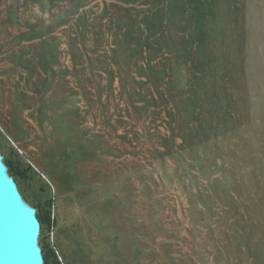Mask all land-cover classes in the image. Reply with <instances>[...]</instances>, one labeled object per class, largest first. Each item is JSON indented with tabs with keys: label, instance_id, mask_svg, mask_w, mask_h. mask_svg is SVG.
I'll use <instances>...</instances> for the list:
<instances>
[{
	"label": "rangeland",
	"instance_id": "1",
	"mask_svg": "<svg viewBox=\"0 0 264 264\" xmlns=\"http://www.w3.org/2000/svg\"><path fill=\"white\" fill-rule=\"evenodd\" d=\"M0 156L40 264H264V0H0Z\"/></svg>",
	"mask_w": 264,
	"mask_h": 264
},
{
	"label": "water",
	"instance_id": "2",
	"mask_svg": "<svg viewBox=\"0 0 264 264\" xmlns=\"http://www.w3.org/2000/svg\"><path fill=\"white\" fill-rule=\"evenodd\" d=\"M1 177L0 174V264H40V224Z\"/></svg>",
	"mask_w": 264,
	"mask_h": 264
},
{
	"label": "trees",
	"instance_id": "3",
	"mask_svg": "<svg viewBox=\"0 0 264 264\" xmlns=\"http://www.w3.org/2000/svg\"><path fill=\"white\" fill-rule=\"evenodd\" d=\"M6 166L11 174L15 176L23 175L22 173L18 172L17 166L12 160L6 159ZM28 169H31V166H29ZM49 215L50 213H47V216L44 215L43 211L40 210L38 214V220L40 221L41 225H45L47 223L49 224V222L52 221L50 228H54L56 226V220L55 218H51ZM43 253H45V250H43Z\"/></svg>",
	"mask_w": 264,
	"mask_h": 264
},
{
	"label": "bare ground",
	"instance_id": "4",
	"mask_svg": "<svg viewBox=\"0 0 264 264\" xmlns=\"http://www.w3.org/2000/svg\"><path fill=\"white\" fill-rule=\"evenodd\" d=\"M0 167H2V165H1V160H0ZM1 171H2V170H1V168H0V173H1Z\"/></svg>",
	"mask_w": 264,
	"mask_h": 264
}]
</instances>
